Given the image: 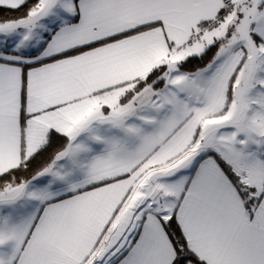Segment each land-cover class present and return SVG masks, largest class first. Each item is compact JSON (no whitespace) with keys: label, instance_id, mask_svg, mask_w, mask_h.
I'll return each mask as SVG.
<instances>
[{"label":"crops","instance_id":"0c3cea01","mask_svg":"<svg viewBox=\"0 0 264 264\" xmlns=\"http://www.w3.org/2000/svg\"><path fill=\"white\" fill-rule=\"evenodd\" d=\"M27 1L0 0V6L18 8ZM226 3L42 0L28 16L0 23V34L15 42L43 36L47 22L52 28L27 49L0 47V175L35 154L50 131L69 139L67 152L41 175L1 194L0 226L16 239L4 264H87L124 214L138 209L132 199L143 166L154 164L172 138L202 132L204 121L196 117L225 108L231 72H219L223 61L213 62L209 74V105L197 85L209 76L207 69L193 76L181 71L174 80L169 76L170 82L165 78L167 92L148 85L131 99L127 95L155 67H178L212 45L214 22ZM251 28L264 48V1ZM241 94L233 89L232 117L239 113ZM216 138L219 147L221 137ZM218 154L235 171L236 165L245 166L243 178L258 202L247 207L218 160L208 155L181 176L185 183L173 213L189 248L206 264H264V153L244 164ZM171 216L147 205L114 264H173L176 253L163 224Z\"/></svg>","mask_w":264,"mask_h":264},{"label":"rangeland","instance_id":"374dc122","mask_svg":"<svg viewBox=\"0 0 264 264\" xmlns=\"http://www.w3.org/2000/svg\"><path fill=\"white\" fill-rule=\"evenodd\" d=\"M262 1L264 0H227L225 13L220 22L215 25L214 32H212L213 38L215 37L213 41H218L219 43L216 59L213 62H225L224 68L218 69L219 72H231L230 76H235L231 93H233V89L237 90V93L240 91L242 93L243 99L242 101H237L236 106V108H239V113L236 117H232L234 110L230 108L229 111V107L233 104L232 101L228 107L220 109L219 112L212 113L211 110H206L205 114L201 115L202 118L199 116L194 119L195 121L203 119L204 130L202 132H189L186 139H183L181 136L172 138L173 140L168 149L167 147L164 149L165 151L159 155L160 157L155 159L154 164L150 163L143 166L139 174L137 188L133 194L134 198L132 199L135 204L139 205L138 209L135 210L136 217L132 220L128 237H126L127 230H121L122 221L120 226L114 228L113 233L115 234L120 231L121 234L119 235L122 240L117 254L110 258L107 264H113L114 260L128 247L139 227L141 212L147 205L153 206L155 211L163 215L170 216L174 214L173 212L179 200V191H181V186L185 183L183 180L185 177L181 176L193 168L194 161L198 157L212 155L213 153L218 154L221 151L228 158L235 157L238 160L240 158V161H242L244 159L247 160L250 156L255 158L260 152L264 153V48L261 42L254 36L251 28L256 15L257 5ZM66 9V7L61 8V10ZM47 23H45L44 29L40 30L41 32L39 31L40 33L43 32V36L42 34L38 37L27 35L26 37H19L15 42V40L11 41L10 38H7L5 34H0V47L11 46L12 48H19L20 46H24L22 49H27L32 43H39V41L45 39L52 29L50 26H47ZM213 62L197 72H188L189 76H193L205 69L208 70L205 72L209 75L213 68ZM162 65H165L166 70L157 80L148 85H153L158 90L164 88L165 92H167V87L165 86L168 85H165V80L168 79L170 82V77H173L174 80L175 77L180 76L182 70L179 68V65L171 69H169L167 64ZM229 67H233V69L229 70ZM212 79L211 74L202 79L203 81L197 82L199 83L197 85L202 89V93H204V100L202 102L206 105L210 103L207 100L209 97L206 95V89L211 86ZM157 82L161 84L157 85ZM175 82L177 83L178 79ZM237 96L240 97V95ZM244 96L246 99H244ZM253 97L256 99L252 100L251 98ZM251 114L253 115L252 117L250 116ZM143 115H146V112ZM230 127L233 129L232 133L229 132ZM217 135L221 137L219 139V147L217 146L218 138L215 139ZM227 139L230 140L229 143L233 144L227 143ZM186 141L188 143L184 144ZM228 144L230 148L227 149L225 146L227 147ZM68 146L69 140L67 146L55 156L51 164L38 174L41 175L43 171L49 168L56 157L58 158L61 154L67 152ZM163 153H165V157H163ZM236 153L237 155H235ZM236 166V171L242 175V180L247 187H250L244 179V174L247 173L244 170L246 169L245 166L242 164ZM12 188L15 187H9V189ZM5 190L6 188L0 192V195ZM251 194L254 198L257 197V192ZM3 197L1 195L0 200ZM1 216L3 215H0V224H2ZM114 234H112V237ZM111 240L110 236L107 243L102 246L101 250L87 264H94L107 249L111 248L113 246ZM15 241V236L9 235L7 230L0 226V264H4L5 258L9 255L8 252L15 246Z\"/></svg>","mask_w":264,"mask_h":264},{"label":"trees","instance_id":"16d2710c","mask_svg":"<svg viewBox=\"0 0 264 264\" xmlns=\"http://www.w3.org/2000/svg\"><path fill=\"white\" fill-rule=\"evenodd\" d=\"M40 2L41 0H28L25 4L18 8H7L0 6V23L17 20L28 16L39 6ZM224 13L225 7L219 12L217 19L214 22L215 25L220 22ZM96 45L98 44L79 48L62 54L61 56H56L54 58L48 59L46 61H51L64 56L73 55L91 47H94ZM218 46V41L213 42V44L210 45L202 54L195 55L188 58L187 60L181 61L178 64L179 68L182 71L194 73L207 67L216 59ZM165 70V65L155 67L149 74H147L136 82L131 91H129L127 98L131 99L146 85L153 83ZM234 79L235 76H232L229 82V93L225 107H228L229 103L232 101L233 96L231 91ZM160 84V82H157V85ZM68 140L69 139L64 134L56 130L50 131L46 142L39 148V150L35 154L25 159L16 168H13L10 171L0 175V192H2L5 188L7 189L9 187H16L24 182L29 181L36 174L48 167L55 158V156L67 146ZM212 156H214L218 160L221 167L224 169L231 181L237 187L238 191L244 198L247 207H251L252 204H256L258 200H256L257 198H254L251 194L255 190L251 187H247L242 178L237 174V172H235L233 167L226 160H224L221 155L213 153ZM163 224L175 249L176 257L173 264H206L189 248L185 234L183 233L175 214H173L167 220H164ZM114 263L115 262H113V264Z\"/></svg>","mask_w":264,"mask_h":264},{"label":"bare ground","instance_id":"6f19581e","mask_svg":"<svg viewBox=\"0 0 264 264\" xmlns=\"http://www.w3.org/2000/svg\"><path fill=\"white\" fill-rule=\"evenodd\" d=\"M135 212H136L135 209L129 210L127 213H125L122 219L121 230L122 229L127 230L126 237L129 236V229H131L132 220H133ZM119 234H121L120 231L113 235L112 240H111L113 246L107 249L105 253H103L100 256V258L94 262V264H107L110 258H112L114 255L117 254L119 247H120L119 245L122 240Z\"/></svg>","mask_w":264,"mask_h":264}]
</instances>
